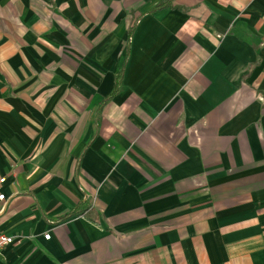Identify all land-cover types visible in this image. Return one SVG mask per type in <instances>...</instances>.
<instances>
[{
  "label": "crops",
  "instance_id": "0c3cea01",
  "mask_svg": "<svg viewBox=\"0 0 264 264\" xmlns=\"http://www.w3.org/2000/svg\"><path fill=\"white\" fill-rule=\"evenodd\" d=\"M162 1L0 0V264H264V0Z\"/></svg>",
  "mask_w": 264,
  "mask_h": 264
},
{
  "label": "trees",
  "instance_id": "16d2710c",
  "mask_svg": "<svg viewBox=\"0 0 264 264\" xmlns=\"http://www.w3.org/2000/svg\"><path fill=\"white\" fill-rule=\"evenodd\" d=\"M172 0H165V1H162L160 4H158L154 10L156 9H163L165 7H169L170 6V3H171ZM139 20V16L137 18H133V21H132V24L130 25L129 29H128V36H127V40L125 42V57L123 59V63L119 69V72L116 74L115 76V86H114V89L112 90V92L110 93V95L103 99L100 103V108H102L106 103H108L114 96H116L117 94L120 93L121 91V82H122V77H123V73H124V67H125V64L127 62V58H128V53H129V46H130V39H131V36H132V33L135 29V26L137 24Z\"/></svg>",
  "mask_w": 264,
  "mask_h": 264
},
{
  "label": "built area",
  "instance_id": "2783aa9c",
  "mask_svg": "<svg viewBox=\"0 0 264 264\" xmlns=\"http://www.w3.org/2000/svg\"><path fill=\"white\" fill-rule=\"evenodd\" d=\"M6 182V177L0 175V213L6 206L8 202V198L5 196V194L2 193V188ZM50 234H45L44 239L49 240ZM16 239L14 237L7 236L6 234L0 232V251H2L4 248L11 246L15 244Z\"/></svg>",
  "mask_w": 264,
  "mask_h": 264
}]
</instances>
